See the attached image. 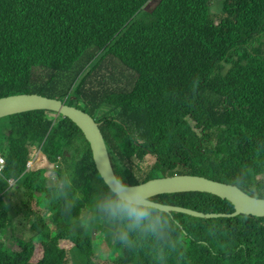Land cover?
Here are the masks:
<instances>
[{
	"label": "trees",
	"instance_id": "1",
	"mask_svg": "<svg viewBox=\"0 0 264 264\" xmlns=\"http://www.w3.org/2000/svg\"><path fill=\"white\" fill-rule=\"evenodd\" d=\"M263 43L264 0H0V98L39 94L87 113L115 172L131 183L196 170L264 198ZM140 66L145 76L138 79ZM104 105L112 109L103 112ZM51 113L9 116L6 134L0 131V264H96L106 256L100 242H109L114 264H179L177 252L122 245L101 218L80 223L102 177L82 131ZM30 148L54 172H73L81 198L70 213L50 191L45 168L28 166ZM197 152L205 159L197 161ZM148 154L157 159L155 171L141 174L136 165ZM20 191L26 227L35 194L51 220H31L28 240L12 235L16 250L6 237L16 224L6 196ZM156 198L205 212L235 210L204 191ZM173 214L186 264H264V216Z\"/></svg>",
	"mask_w": 264,
	"mask_h": 264
},
{
	"label": "clouds",
	"instance_id": "2",
	"mask_svg": "<svg viewBox=\"0 0 264 264\" xmlns=\"http://www.w3.org/2000/svg\"><path fill=\"white\" fill-rule=\"evenodd\" d=\"M262 50L264 51V43ZM134 70L136 78L145 76L141 66ZM128 71L132 75L130 81H133V73ZM147 156L155 158L151 165L152 171H155L153 166L157 159L154 155H146L141 162H144ZM30 163L29 156V167ZM139 163L136 165L137 169ZM111 164L113 166L112 160ZM101 176L102 185L92 198L90 211L81 214L80 223L87 227L93 217L101 218L110 226L113 239L122 245L149 243L157 255L174 251L177 252L179 264H186V254L179 250L182 245L175 229L172 209L158 200L153 191L142 183H131L117 172L108 175L101 173ZM48 186L61 201L65 213H70L77 206L81 194L76 189L75 177L70 168L59 173L53 172L48 178Z\"/></svg>",
	"mask_w": 264,
	"mask_h": 264
},
{
	"label": "water",
	"instance_id": "3",
	"mask_svg": "<svg viewBox=\"0 0 264 264\" xmlns=\"http://www.w3.org/2000/svg\"><path fill=\"white\" fill-rule=\"evenodd\" d=\"M32 111L53 112L56 116L68 118L79 128L91 149L92 157L100 175L115 173L107 150L106 141L98 127V123L87 113L67 105L58 98H49L39 94H18L0 98V119ZM102 177V176H101ZM142 184L150 188L156 195L166 192L204 191L230 200L235 205L232 213L205 212L181 205L165 203L172 211L185 212L198 217L234 216L240 213L264 216V198L250 195L233 183L219 181L200 174L165 175L149 179Z\"/></svg>",
	"mask_w": 264,
	"mask_h": 264
},
{
	"label": "rangeland",
	"instance_id": "4",
	"mask_svg": "<svg viewBox=\"0 0 264 264\" xmlns=\"http://www.w3.org/2000/svg\"><path fill=\"white\" fill-rule=\"evenodd\" d=\"M225 71H226V69H225ZM128 76H132L131 73H129V71H127V74H126V77H128ZM108 109L111 110L112 108L110 106L106 105V106L102 107L101 111L104 112V111H107ZM101 111L99 113L100 117L102 116ZM51 115L56 116V114H54V113H51ZM7 117H9V116H7ZM7 117L0 119V131H2L4 134H6V128L8 127V124H4V128H3V123L6 121ZM198 155H199V160H197V161H201V160L205 159V157L203 155H200V153H198ZM30 158H31V163H30L31 169L35 170V169H39V168H45V170H46L45 175L48 178L54 172V170H53L54 165L39 150H34V149L30 148ZM184 158H185V156H184ZM154 162H155V158L153 156H147V158L144 162H140L138 164L139 172L141 174H147V173L152 172L151 165ZM195 172H196V170L195 171L190 170L189 172H184V173L195 175L196 174ZM259 177H262V175H259ZM16 182H17V180L13 181L12 178L9 179V183L11 185L13 183H16ZM10 195H11V197H9V195L6 196L7 201L9 203V207L6 210L11 213V216H12L11 221L13 223H16V224L8 225L6 227V237L11 242V244H13V246H12L13 249L20 250L21 248L18 247L16 242H14V237L12 235L17 236V237H21L25 240H28L34 234V230L32 229V221H34L39 216H42V217L46 218L48 221H50L51 220V210L45 206L43 207V205H45L44 203H39L38 199L40 198V195L37 196V194H35L34 196L32 195V197H29L31 208H32V209H30L32 211V214H31L32 217L30 219V223H28V225L26 227V220H24L23 218L19 219V216L23 215L24 210H25V205H24V203L21 202V199H20L22 196H24L23 192L20 191V193L18 195H13V194H10ZM28 227H30L29 230H27ZM91 232L94 233L93 236L97 237L96 229L91 230ZM106 240H108V239H106ZM104 242H106V241H104ZM106 243H109V242H106ZM106 243L100 242V244H99L100 249L103 250L102 251L103 255H106V256H103L100 259H96L95 260L96 264H114V262L111 260V254H109L110 252L108 251L110 249V246ZM61 246L65 250H68L70 248V245H69L68 241H66V240L61 241ZM37 256H38L37 249L36 250L34 249L32 257L34 258ZM63 260H65V259H63Z\"/></svg>",
	"mask_w": 264,
	"mask_h": 264
},
{
	"label": "built area",
	"instance_id": "5",
	"mask_svg": "<svg viewBox=\"0 0 264 264\" xmlns=\"http://www.w3.org/2000/svg\"><path fill=\"white\" fill-rule=\"evenodd\" d=\"M4 166H5V158L2 155V153L0 152V174L3 171V169H4Z\"/></svg>",
	"mask_w": 264,
	"mask_h": 264
}]
</instances>
